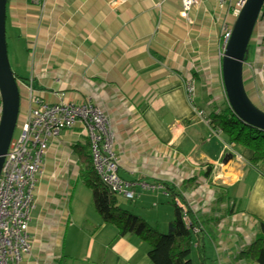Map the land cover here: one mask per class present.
I'll return each mask as SVG.
<instances>
[{"label": "crops", "instance_id": "crops-1", "mask_svg": "<svg viewBox=\"0 0 264 264\" xmlns=\"http://www.w3.org/2000/svg\"><path fill=\"white\" fill-rule=\"evenodd\" d=\"M180 12V0H7L6 20L16 39L25 41L27 58L25 73L13 72L44 103L100 108L114 131L118 176L137 197L165 196L163 184L168 183L203 225L216 228L219 220L211 218V211H219L218 218L226 216L238 226L210 238L224 255L222 264H253L237 258L264 220V162L252 166L251 151L228 143L207 118L226 99L221 33L224 26L231 29L235 18L218 0H197L188 20ZM244 68L247 95L264 111L263 73H258L261 95L257 79L252 90L247 88ZM189 80L195 85L192 102ZM20 82L18 121L29 109ZM85 137L76 126L48 142L24 264H151L147 249L140 252L142 241L119 236L86 196L75 151ZM145 183L156 188L144 189ZM219 187L227 189L221 202L216 200ZM211 196L217 208L199 209ZM230 200L235 206H229Z\"/></svg>", "mask_w": 264, "mask_h": 264}, {"label": "built area", "instance_id": "built-area-1", "mask_svg": "<svg viewBox=\"0 0 264 264\" xmlns=\"http://www.w3.org/2000/svg\"><path fill=\"white\" fill-rule=\"evenodd\" d=\"M180 16L189 18L197 0H180ZM246 0H218L235 18ZM231 35L224 26L222 49ZM24 84V83H23ZM29 106L25 118L17 120L19 135L12 138L0 171V264H24L29 253L28 222L34 208V193L41 173L48 142L67 129L79 126L90 142L91 159L98 177L112 191L133 199L134 192L118 176V163L112 150L114 131L104 112L90 103H44L32 93L30 85H22ZM189 100L195 96L192 80L186 83ZM146 189L153 186L143 185Z\"/></svg>", "mask_w": 264, "mask_h": 264}, {"label": "trees", "instance_id": "trees-1", "mask_svg": "<svg viewBox=\"0 0 264 264\" xmlns=\"http://www.w3.org/2000/svg\"><path fill=\"white\" fill-rule=\"evenodd\" d=\"M16 79H18L17 82L21 80L17 76ZM21 82L24 83L23 80ZM19 92L22 99L20 88ZM207 118L209 125L221 131L228 143L248 148L251 151L249 163L252 166L264 162V131L243 123L232 112L226 99L219 106L215 105ZM75 151L80 163V180L89 185L91 202L97 214L105 223L113 225L119 236L131 235L146 242L149 246L147 256L151 264H192L189 256L193 248L197 252L199 264H208L209 258L206 255L208 241L205 239L210 241L212 237L206 232V227L202 224L198 212L186 205L179 190L168 183L163 184L165 196L172 199L173 220L168 224L167 233H159L150 228L142 218L140 219L137 215L119 206L118 196L127 201H134L137 197L136 193L132 190L134 198L126 199L123 194L112 191L98 177L92 163L90 142L87 137L76 145ZM155 188L156 186H153V189L149 190ZM226 191V188L219 187L216 200L221 202L225 199ZM238 256L237 259H248L253 264H264V220L258 221V234L249 246L240 251Z\"/></svg>", "mask_w": 264, "mask_h": 264}, {"label": "water", "instance_id": "water-1", "mask_svg": "<svg viewBox=\"0 0 264 264\" xmlns=\"http://www.w3.org/2000/svg\"><path fill=\"white\" fill-rule=\"evenodd\" d=\"M6 5L7 0H0V171L17 125L21 101L18 82L8 59ZM263 7L264 0H246L234 19L221 57V79L229 107L243 123L262 131L264 111L253 104L245 91L243 67Z\"/></svg>", "mask_w": 264, "mask_h": 264}, {"label": "rangeland", "instance_id": "rangeland-1", "mask_svg": "<svg viewBox=\"0 0 264 264\" xmlns=\"http://www.w3.org/2000/svg\"><path fill=\"white\" fill-rule=\"evenodd\" d=\"M262 17L261 20L259 21L258 25L256 26L257 28V33L252 34V37L250 39L249 42V57L248 59H250L251 62H247V64H245V68H244V77L246 79V85L247 88L250 90H252V88H250V86L253 84V81H258V90L259 93L262 95L263 92V88H262V84H259V80H258V73H260L262 71L263 76H264V7L262 8ZM261 16V15H260ZM9 17V15H8ZM9 22H8V18L6 20V41H7V52H8V59H9V63L11 66V69L13 71H16L18 74H21L22 72L25 73V68L27 65V58H26V54L24 52V45H25V41L23 39H16L14 33H13V29L9 26ZM254 33V32H253ZM254 53L255 56L258 58H261V60H263L262 63L263 65H258V63H256V61H254L255 57H254ZM262 66V67H261ZM20 70V71H17ZM19 135V130L18 127L15 128L14 133H13V139L16 140L17 137ZM212 144L216 143V139L213 138L212 139ZM83 183V182H82ZM82 184L78 183V187H80ZM86 185V184H85ZM83 186V189L85 190V194L87 196L90 195V188L89 185L87 184L86 186ZM146 186H156V185H150V184H143ZM89 190H87V188ZM145 189V188H144ZM143 190V189H142ZM163 193V192H162ZM141 194V193H140ZM151 195V194H150ZM153 195V194H152ZM137 196V195H136ZM214 196H211L210 199H208L205 204H202L200 207H198L199 209H202V211L205 212H210L211 208H217L218 204L216 205L214 201V199L212 198ZM206 200V199H205ZM154 201V205L153 202ZM171 201L172 199L168 196H160V198H153L152 197H147L145 195H140L138 197H136V199L134 201H126L124 198L118 196V202H119V206L123 209H125L126 211L132 213L133 215H137L138 217H140V219L142 218L143 221H145V223L147 225H149L150 228L155 229L157 232L159 233H167L168 232V224L170 221L173 220V207L171 205ZM213 203H212V202ZM238 201L236 200V203ZM89 202L85 201L84 205L88 206ZM211 204V205H210ZM235 206L234 201L230 200V204L229 206ZM218 209H223L222 207H219ZM195 211V210H194ZM226 210L222 211V215L224 216ZM211 218H216L219 220L218 225L216 228L212 227L211 228L207 225H204L206 228V232L208 233V235L210 237L213 238L214 241V237L216 238L217 236H213L215 234H217L218 232V236H226L228 235V233H232L233 229H236L238 226L234 225L233 222L229 221V218H227L226 216L224 218H218L221 216V214H219L218 212H212L211 211ZM235 219V218H232ZM213 223V221H211ZM214 226V225H213ZM221 228V230H220ZM226 231V235L225 233H223V231ZM223 239V238H222ZM208 244H206V255L209 258L208 260V264H222V257L224 256L223 253L222 254H218L217 252H221V250H217L218 248H216V246L212 244L209 240ZM142 246L140 247V252H143V250L145 251L147 249V252L149 250V246L147 245L146 242H142L141 244ZM193 246H194V242H193ZM196 250H192L189 258L192 261V264H199V260L196 254ZM79 264H82V262L80 261Z\"/></svg>", "mask_w": 264, "mask_h": 264}]
</instances>
